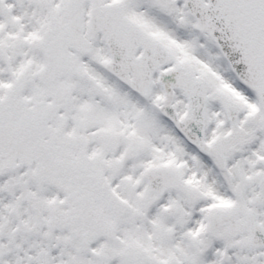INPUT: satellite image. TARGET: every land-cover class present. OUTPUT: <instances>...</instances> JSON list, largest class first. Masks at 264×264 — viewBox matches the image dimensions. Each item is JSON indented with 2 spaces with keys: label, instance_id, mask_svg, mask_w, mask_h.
<instances>
[{
  "label": "snow or ice",
  "instance_id": "1",
  "mask_svg": "<svg viewBox=\"0 0 264 264\" xmlns=\"http://www.w3.org/2000/svg\"><path fill=\"white\" fill-rule=\"evenodd\" d=\"M0 264H264V0H0Z\"/></svg>",
  "mask_w": 264,
  "mask_h": 264
}]
</instances>
